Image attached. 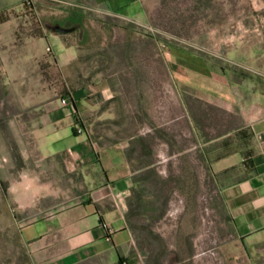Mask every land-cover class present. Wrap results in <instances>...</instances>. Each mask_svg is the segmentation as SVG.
<instances>
[{"label": "rangeland", "instance_id": "1", "mask_svg": "<svg viewBox=\"0 0 264 264\" xmlns=\"http://www.w3.org/2000/svg\"><path fill=\"white\" fill-rule=\"evenodd\" d=\"M37 8L36 30L21 23L15 39H0V264H36L23 224L80 190L41 152L52 110L79 91L97 144H128L136 181L128 264H264V243L243 245L211 169L244 149L250 131L216 138L239 122L237 107L204 98L210 85L233 101L264 87V0H132L125 17L88 11L81 21ZM39 27L76 56L59 61Z\"/></svg>", "mask_w": 264, "mask_h": 264}, {"label": "crops", "instance_id": "2", "mask_svg": "<svg viewBox=\"0 0 264 264\" xmlns=\"http://www.w3.org/2000/svg\"><path fill=\"white\" fill-rule=\"evenodd\" d=\"M131 6L132 0H0V15L4 17L0 18V39H15L21 23L33 26L29 12L33 8L81 19L88 11L125 17L122 14ZM34 36L27 32L24 39ZM41 38L57 45L59 61L76 56L62 35L44 30ZM23 56L28 58L30 53ZM209 88L214 93L204 95L206 100L223 108L235 106L239 114V122L216 138L241 129H249L251 134L244 149L211 161L221 201L238 237L249 249L264 243V87L256 85L249 91L250 98L243 95L236 101L222 89ZM86 97L79 91L68 96L66 107L56 105L43 134L44 157L53 162L59 159L74 174L71 181L80 190L70 203L23 224L22 235L36 264H121V257L128 264L135 242L128 213L136 181L128 144H97L82 115Z\"/></svg>", "mask_w": 264, "mask_h": 264}, {"label": "trees", "instance_id": "3", "mask_svg": "<svg viewBox=\"0 0 264 264\" xmlns=\"http://www.w3.org/2000/svg\"><path fill=\"white\" fill-rule=\"evenodd\" d=\"M34 17V16H33ZM0 18H1V20H4V17L2 16V15H0ZM73 20H75V21H81L83 18H81V19H76V18H72ZM33 26H34V28L33 29H35V23H36V19H35V17L33 18ZM36 30V29H35ZM35 34L36 35H38L39 37H42V36H44V31H43V29H41L40 27L37 29V31H35ZM64 97H66V94L64 95Z\"/></svg>", "mask_w": 264, "mask_h": 264}, {"label": "water", "instance_id": "4", "mask_svg": "<svg viewBox=\"0 0 264 264\" xmlns=\"http://www.w3.org/2000/svg\"><path fill=\"white\" fill-rule=\"evenodd\" d=\"M76 28V26H71V27H65V26H61V25H57L56 27H55V29H57V30H59V31H61V32H68V31H70V30H74Z\"/></svg>", "mask_w": 264, "mask_h": 264}, {"label": "built area", "instance_id": "5", "mask_svg": "<svg viewBox=\"0 0 264 264\" xmlns=\"http://www.w3.org/2000/svg\"><path fill=\"white\" fill-rule=\"evenodd\" d=\"M63 102H67V97H63Z\"/></svg>", "mask_w": 264, "mask_h": 264}]
</instances>
